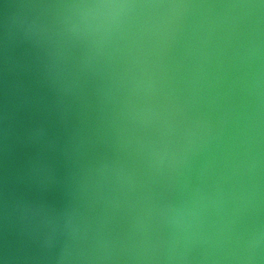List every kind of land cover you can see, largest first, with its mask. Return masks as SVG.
I'll use <instances>...</instances> for the list:
<instances>
[{"label":"clouds","instance_id":"1","mask_svg":"<svg viewBox=\"0 0 264 264\" xmlns=\"http://www.w3.org/2000/svg\"><path fill=\"white\" fill-rule=\"evenodd\" d=\"M0 264H264V0H0Z\"/></svg>","mask_w":264,"mask_h":264}]
</instances>
